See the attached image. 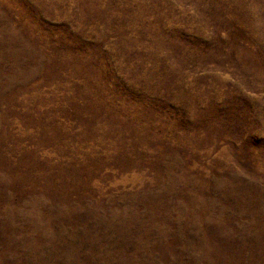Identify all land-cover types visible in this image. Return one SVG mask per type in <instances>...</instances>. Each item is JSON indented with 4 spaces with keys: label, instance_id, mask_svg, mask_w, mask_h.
Listing matches in <instances>:
<instances>
[{
    "label": "rangeland",
    "instance_id": "rangeland-1",
    "mask_svg": "<svg viewBox=\"0 0 264 264\" xmlns=\"http://www.w3.org/2000/svg\"><path fill=\"white\" fill-rule=\"evenodd\" d=\"M0 264H264V0H0Z\"/></svg>",
    "mask_w": 264,
    "mask_h": 264
}]
</instances>
